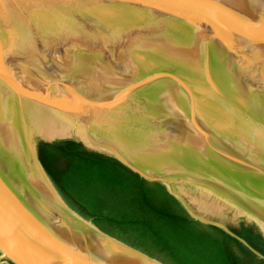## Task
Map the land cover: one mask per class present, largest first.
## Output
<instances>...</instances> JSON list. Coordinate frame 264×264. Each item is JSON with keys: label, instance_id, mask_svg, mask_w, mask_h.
<instances>
[{"label": "water", "instance_id": "water-1", "mask_svg": "<svg viewBox=\"0 0 264 264\" xmlns=\"http://www.w3.org/2000/svg\"><path fill=\"white\" fill-rule=\"evenodd\" d=\"M22 1L0 0V19L14 12L26 20ZM34 1L43 10H49L44 5L57 10L56 0ZM63 1L72 8L84 3L83 14L67 9L68 25L58 21L63 26L43 33L57 43L68 41L69 60L41 57L38 43L33 58L46 65L24 68L11 63L0 45V96L9 101L0 126V264H165L105 233L66 201L39 159L38 141L68 139L162 183L193 219L220 228L264 259L232 231L244 221L264 236V204L249 211L242 197L247 183L264 198V149L237 140L234 126H204L190 113L180 75L143 67H150L157 45L160 53L195 52L217 70L224 61L235 94H227L228 100L196 89L250 117L254 108H264V79L257 70L244 74L247 54L264 64L255 51L264 52V10L254 0H241L243 8L218 7L211 0ZM146 17L164 22L147 24ZM111 30L139 41L143 55ZM256 77L260 91L252 86ZM21 103L65 113L77 126L69 135L45 137L12 121L16 110H23Z\"/></svg>", "mask_w": 264, "mask_h": 264}, {"label": "trees", "instance_id": "trees-1", "mask_svg": "<svg viewBox=\"0 0 264 264\" xmlns=\"http://www.w3.org/2000/svg\"><path fill=\"white\" fill-rule=\"evenodd\" d=\"M39 159L66 201L105 233L165 264H264L237 239L193 219L159 182L74 140L38 141ZM232 231L264 256V236Z\"/></svg>", "mask_w": 264, "mask_h": 264}, {"label": "bare ground", "instance_id": "bare-ground-1", "mask_svg": "<svg viewBox=\"0 0 264 264\" xmlns=\"http://www.w3.org/2000/svg\"><path fill=\"white\" fill-rule=\"evenodd\" d=\"M212 4H217L218 7H239L243 8V3H241V0H211ZM256 5L260 7V9L264 10V0H254ZM24 4V11L26 13V20L24 19V16L17 17L14 12L13 15L9 18H6L5 21L3 18L0 19V27L2 29V35H0V45L2 46V49L4 50V53L6 55V58L11 62L18 66L24 65V68H30L33 67H43L46 65V61L42 60L40 62L36 61L33 58L34 51L37 50L38 43L43 44L39 48V53H41V57H44L45 59L48 58L49 60H54L55 56L62 60H69L68 57V50H67V43L68 41L66 39H62L60 42L62 43L61 46H58L59 53L55 54L52 49H50V42L53 38L49 37L50 34H44V30L50 31L52 28H56L55 26H63L58 21H61L64 23V25H68L69 17L66 16V12L69 13V10H72L73 15L79 16L83 14V4L82 2H78L74 5L75 8H72L68 2H64L63 0H56L54 3L55 8L57 10H54L52 7H49L51 5H44L43 7H48L49 10H42L40 7V4H36L34 0H23ZM57 3V4H56ZM40 6V7H39ZM66 6V7H65ZM58 8L63 9V11H59ZM71 8V9H70ZM69 9V10H67ZM86 11V10H84ZM70 15V14H69ZM142 16V15H141ZM76 17V16H75ZM144 18V17H141ZM139 18V19H141ZM25 21H24V20ZM103 19H107V16ZM149 19V20H148ZM76 20V19H73ZM78 20V19H77ZM145 22L148 20L147 24L153 21L155 24L158 22H164L163 19L159 18H152V17H146ZM79 21V20H78ZM144 22V21H143ZM57 24V25H56ZM98 25V24H95ZM3 26V27H2ZM156 26H154L155 28ZM153 28V27H152ZM38 29H41L40 33L43 34L41 37L38 35ZM112 31V30H111ZM156 31V30H155ZM47 33V32H46ZM155 33V32H154ZM113 37L118 39L119 41H132V42H138L132 40L130 38H127L125 34L121 35L120 32L112 31ZM44 40H47L48 43L45 44L43 42ZM140 44V43H139ZM65 45V47H64ZM67 46V47H66ZM159 45L155 46L158 50L159 57L153 56L156 58L157 61H151L150 67L143 66L146 69H153L152 71L155 72H161L166 73L171 76H179L178 79H180L185 87L186 93H185V100L186 103L189 106L190 113H192L195 117H197L200 122L204 126H234L235 128V137L237 140H245L249 143L261 147L264 149V126L263 120L264 117H253V116H247L245 113H242V111H238L237 107H233V104H228L226 102L225 107L227 109H221L223 113L231 112L234 110H237L235 113H237L238 117L235 118L232 115L227 116L225 120L218 119L213 115L214 112L219 111L218 105H224L223 99L218 100L215 96H211L208 93L201 92L197 87H203L207 90H211V92H214V94H223L226 99H228V95H231V91L235 94V90H232V88H236V85L229 79L228 77V69L226 67V64H223L222 67H219L217 70L215 66H210L209 62L206 63L203 58H198V54L195 52H187L180 53V52H172L170 51H163L159 52L161 50ZM164 47V46H163ZM134 48V47H133ZM139 50V49H138ZM143 51V50H142ZM256 54H259L261 59H264V52H261L259 50H256ZM48 53L45 57V54ZM246 54V53H245ZM247 57L249 59V62L245 64L244 74L248 75H257V73L264 79V64L260 65L259 61L255 62L248 54ZM259 57V58H260ZM197 58L199 61H197ZM220 62H218L219 64ZM257 63V64H256ZM220 65V64H219ZM218 66V65H217ZM221 66V65H220ZM148 68V69H147ZM186 69V70H184ZM263 71V72H262ZM210 73L211 75H209ZM228 78L226 79L225 85H220L219 81L221 78ZM217 78V79H216ZM258 78L256 77L255 80H252V86L253 88H257L259 86ZM222 84L223 81L221 80ZM261 85V82H260ZM230 89V90H229ZM260 91V87L257 88ZM225 92H224V91ZM216 92V93H215ZM218 92V93H217ZM223 92V93H221ZM226 93V94H225ZM228 94V95H227ZM229 100V99H228ZM8 98L0 96V126H5V123L7 121L6 119V112H7V105H8ZM14 103L17 102L14 100ZM23 112L16 110L15 115H13L14 119H12L13 122H17V124L25 122V124H28L31 130L37 131L39 134L45 136V137H54L57 135H69L71 134L73 126H77L78 120L76 118H73L71 116H68L65 113H57L55 111H47V110H41L38 108L28 109L23 106ZM208 106L206 107L205 105ZM213 104H216L214 106ZM262 107V106H261ZM21 108V107H19ZM204 108H208V111H203ZM230 108V109H229ZM258 111V112H257ZM259 113L264 114V108H254V111L252 113ZM229 114V113H226ZM232 114V112L230 113ZM253 115V114H252ZM242 117V118H241ZM23 119V121H22ZM235 119H241V120H235ZM248 121L246 126H240L243 120ZM236 126V127H235ZM249 126V127H248ZM49 195L54 198V195L48 190ZM260 193V192H259ZM261 194V193H260ZM242 197L246 201L245 209L258 210L261 205L264 204V198L263 194L259 195L256 194V189L253 188L251 184H247L245 186V192L242 193ZM259 206V207H258ZM247 210V211H248ZM264 227V226H263Z\"/></svg>", "mask_w": 264, "mask_h": 264}, {"label": "rangeland", "instance_id": "rangeland-1", "mask_svg": "<svg viewBox=\"0 0 264 264\" xmlns=\"http://www.w3.org/2000/svg\"><path fill=\"white\" fill-rule=\"evenodd\" d=\"M43 10V9H42ZM43 35V34H42ZM43 42H45V44L46 43H48V41L47 40H44ZM60 42V41H59ZM123 43H125L126 45H135L134 46V50H136V52H137V54H139L140 55V57H141V54L143 55V52H144V50H145V46H142L141 44H139L138 42H136V43H134V42H132V41H123ZM50 49H52L53 51H54V53L55 54H57V53H59V49L57 48L58 46H61L62 45V43L60 42V43H57L54 39H52L51 40V42H50ZM139 49V50H138ZM143 50V51H142ZM140 52V53H139ZM148 52V51H147ZM152 54V53H151ZM155 54V56H157V57H159V54L157 53V52H155L154 53ZM145 56V55H144ZM147 57V56H146ZM151 61H157L156 60V58L153 56V59L151 60ZM151 61H149L150 62V64H151ZM184 70H186V69H184ZM214 106H216L217 107V105L216 104H213ZM206 107L208 106V104L207 105H205ZM219 106V111H217V112H214L213 113V115L215 116V117H217L218 119H221V120H225V118H227V116L229 117V115H234L235 116V118L236 117H238V116H240V115H238L237 113L236 114H230L231 112H226V113H229V114H226V113H223L222 111H221V109H227L228 107L226 106V105H218ZM225 107H227V108H225ZM230 109V108H229ZM203 111H204V113L205 112H209L208 111V108H204L203 109ZM237 110H235V112H236ZM238 112V111H237ZM258 112V111H257ZM210 113V112H209ZM233 116V117H234ZM251 116H253V117H264V114H259V113H253V115H251ZM242 118V117H241ZM235 120H241V119H235Z\"/></svg>", "mask_w": 264, "mask_h": 264}]
</instances>
